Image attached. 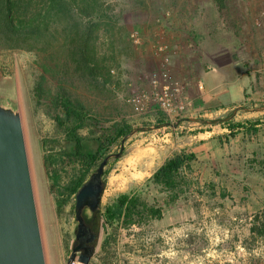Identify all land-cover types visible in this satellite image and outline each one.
I'll list each match as a JSON object with an SVG mask.
<instances>
[{
    "label": "rangeland",
    "instance_id": "374dc122",
    "mask_svg": "<svg viewBox=\"0 0 264 264\" xmlns=\"http://www.w3.org/2000/svg\"><path fill=\"white\" fill-rule=\"evenodd\" d=\"M98 1L109 18L98 12L92 19L95 52L109 75L92 78L80 62L86 20L72 11L53 14L48 28L35 35L32 50L0 46V96L21 108L46 263L68 264L76 230L74 196H67L65 188L79 166L57 160L52 169L58 179L52 184L43 165L42 142L62 139L55 116L63 89L94 120V126L79 132L82 136L122 124L137 129L124 141L120 157L104 167L99 213L94 218L88 209L83 213L99 232L88 264H264V238L249 234L253 215L264 210V109L237 110L227 120L242 126L233 137L221 124L237 107H264V79L257 72L264 61V0ZM157 45H165V52L155 51ZM221 53L229 56L221 61L230 63L232 79L242 77L222 100L238 99L236 87L242 82L245 94L226 109L197 114L185 83L194 82L201 96L203 76L212 70L203 55ZM163 71L184 84L189 101L173 120L152 101L139 111L128 103L132 95L148 93L152 76ZM160 114L169 121L163 126L157 123ZM119 144L107 155L117 153ZM227 150L236 157L228 159ZM180 152L194 154L195 160L181 173L173 201L150 178ZM60 194L67 202L58 213ZM122 195L135 200L130 220L123 215L107 220L105 209H115Z\"/></svg>",
    "mask_w": 264,
    "mask_h": 264
},
{
    "label": "trees",
    "instance_id": "16d2710c",
    "mask_svg": "<svg viewBox=\"0 0 264 264\" xmlns=\"http://www.w3.org/2000/svg\"><path fill=\"white\" fill-rule=\"evenodd\" d=\"M67 1L0 0V46L3 44V47L7 49L32 50L36 46L35 35L38 31L41 32V30L48 28L53 14L67 15L69 11H72L78 19L86 20L85 29L79 42L78 58L80 62L86 67L89 76L92 78H100L105 74L109 75V70H105V66H99L96 57L98 36L93 32V29L97 25L92 22V19L98 16V12L104 18H109V16L101 13V2L98 0ZM108 21L110 20L108 19ZM57 106L58 113L55 116V122L62 132V139H51L42 142V149L45 153L43 165L49 172L52 184H56L58 179L57 172L52 169L57 160L78 165V172L69 178L65 188L67 196H75L82 183L96 169L109 149L128 134L131 128L126 124H122L116 126L112 131L104 130L97 136H82L79 132L91 126L94 120L79 105L75 104L63 89L59 94ZM168 122L163 114H160L157 119V123L160 125H165ZM221 124L228 128L229 137H233L235 131L242 127L238 123L234 124L227 120H223ZM253 126H250V131L255 134L256 130ZM194 160V154L180 152L164 162L152 174L151 182L160 185L166 192L173 195V201L176 200L177 190L179 189L178 182L182 178L181 173L184 168L188 169L189 163ZM66 202L67 199L63 194H60L55 200L58 213L62 211ZM133 209H135V200L132 197L122 195L118 198L115 209L110 207L105 209V217L107 220H111L115 215L117 217L123 215L126 220H130L131 210ZM152 214L157 215L158 211H152ZM249 234L251 237L264 238V210L253 215Z\"/></svg>",
    "mask_w": 264,
    "mask_h": 264
},
{
    "label": "water",
    "instance_id": "95a60500",
    "mask_svg": "<svg viewBox=\"0 0 264 264\" xmlns=\"http://www.w3.org/2000/svg\"><path fill=\"white\" fill-rule=\"evenodd\" d=\"M240 109L261 111L264 107H237L224 120L231 119ZM187 120L207 125L220 122ZM136 131L131 130L121 138L119 151L106 155L75 193L76 230L68 263L74 260L89 263L99 232L93 231L83 213L88 209L92 218L99 213L104 167L110 159L120 157L124 141ZM0 264H47L21 108L16 100L3 96H0Z\"/></svg>",
    "mask_w": 264,
    "mask_h": 264
},
{
    "label": "crops",
    "instance_id": "0c3cea01",
    "mask_svg": "<svg viewBox=\"0 0 264 264\" xmlns=\"http://www.w3.org/2000/svg\"><path fill=\"white\" fill-rule=\"evenodd\" d=\"M262 27H264V17L262 18ZM204 57H206V61L209 63V67H212V70H210L203 76L204 92L201 94V96H198L195 83H185L187 95L190 100V108L193 109L194 112L199 114L204 110L217 111V109H220L218 107L221 106L225 107L223 109H226L230 105L232 106L233 103L240 102L245 94V85L243 82L241 85L239 84L236 87L237 94L241 95L238 99L222 100L225 95L229 94L230 86H232L233 84H238L240 79L242 78L237 77L235 79H232L233 72H231L232 67H230V63H222L223 61L221 60L224 58H228V54L221 53L220 55H215L212 57H209V55H203V58ZM228 61H230V58L228 59ZM231 143L232 140L227 144V146H230ZM226 157L228 159H231L233 157H236V155H234L233 151L230 152L227 150Z\"/></svg>",
    "mask_w": 264,
    "mask_h": 264
},
{
    "label": "built area",
    "instance_id": "2783aa9c",
    "mask_svg": "<svg viewBox=\"0 0 264 264\" xmlns=\"http://www.w3.org/2000/svg\"><path fill=\"white\" fill-rule=\"evenodd\" d=\"M154 49L164 53L166 46L157 45ZM257 72L264 79V61L261 62ZM150 84L151 89L148 93L132 95L128 98V103L135 110H142L145 103L152 101L169 120H173L188 107L189 101L186 98L184 84L179 80L171 79L167 71H163L159 75H153ZM74 262L76 261H71L68 264Z\"/></svg>",
    "mask_w": 264,
    "mask_h": 264
},
{
    "label": "bare ground",
    "instance_id": "6f19581e",
    "mask_svg": "<svg viewBox=\"0 0 264 264\" xmlns=\"http://www.w3.org/2000/svg\"><path fill=\"white\" fill-rule=\"evenodd\" d=\"M31 166H32V165H31ZM73 264H82V263H79V262L76 261V262H74Z\"/></svg>",
    "mask_w": 264,
    "mask_h": 264
}]
</instances>
